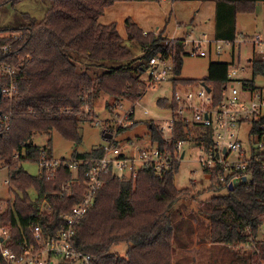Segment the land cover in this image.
Returning a JSON list of instances; mask_svg holds the SVG:
<instances>
[{
	"label": "trees",
	"instance_id": "16d2710c",
	"mask_svg": "<svg viewBox=\"0 0 264 264\" xmlns=\"http://www.w3.org/2000/svg\"><path fill=\"white\" fill-rule=\"evenodd\" d=\"M21 1L0 0V9ZM43 1H48L50 6L42 19L29 18L17 28L0 27V65L13 66L16 70L12 78L0 75V120L10 116L3 128L0 122V164L8 171V189L14 195L13 201H1L6 207L0 213V228L10 233L3 244L18 254L21 253L19 241L33 242L31 227L39 225L46 238L55 237L63 230L65 224L60 216L79 204L85 192L84 170H79L82 184L77 185L72 182L73 174L63 165V160L50 177L45 172L33 176L23 170L22 163H40L51 158V140L45 147L35 145L32 138L36 132L56 131L66 141L78 145L82 141L79 125L87 122L78 117L83 107L88 105L92 110L93 100L101 94L115 104L139 101L150 81L153 58L172 64L173 90L204 82L213 93L214 104L223 100L231 66L210 62L208 74L200 82L180 78L182 59L188 56L189 50L185 40L189 39L146 33L128 18L124 22L127 42L141 53L135 57L115 23L99 22L105 10L117 0ZM195 1L215 3L214 40L233 42L239 36L236 33L238 14L253 13L256 2L264 0ZM3 47L8 50L3 51ZM231 48L236 49L235 45ZM249 65L252 78L242 82L244 88H253L257 78L264 76V60L252 59ZM11 79L16 91L12 99H6L1 90ZM169 103L161 100L159 107L167 109ZM135 123L119 128L117 134ZM252 124L251 132L260 135L264 116ZM146 125L151 141L170 153H174L177 141L205 148L213 143L210 128L199 130L176 122L168 145L152 121ZM101 156L99 147L90 152L72 153V158ZM178 167L176 162L159 175L152 168L142 169L133 180L105 176L103 185L95 193L93 206L76 227L75 248L93 257L94 264H173L174 220L178 223L182 220L176 207L182 201L195 200L196 196L193 188L176 189L174 176ZM204 171L210 176V190L224 189L226 194L211 197L204 214L200 210L197 213L199 224L197 220L195 223L201 239L215 246H229L232 264H259L264 259V240H259V231L264 225V170L259 165L251 167L250 180L236 184L232 190L219 184L218 171ZM69 184L70 192L63 193V185ZM30 190L36 194L34 199ZM43 199L50 206L49 212L41 210ZM249 243L254 244L255 250L238 248ZM119 244L127 246L126 258L115 255L114 249Z\"/></svg>",
	"mask_w": 264,
	"mask_h": 264
},
{
	"label": "built area",
	"instance_id": "2783aa9c",
	"mask_svg": "<svg viewBox=\"0 0 264 264\" xmlns=\"http://www.w3.org/2000/svg\"><path fill=\"white\" fill-rule=\"evenodd\" d=\"M238 35L234 43L217 40H185V44L189 45L187 54L191 58H205L209 51L204 49L203 43L214 44V53L217 56L221 55L225 49L232 50V45L236 48L251 46V48L262 49L259 54L264 60V28L254 36ZM2 50L7 51L8 49L3 47ZM150 64L152 66L150 85L172 79L170 62L153 58ZM245 71L246 67L238 60L231 62L227 75L228 84L223 100L219 104H214L211 89L208 92V87L201 83L193 87L187 86L173 90L171 101L167 105L171 118L158 128L168 145L171 143L176 122L189 124L190 127L199 130L210 128L213 143L207 148L196 146L200 152L198 162L203 170L218 171L219 184L227 188L229 184L235 187L236 184L248 182L253 166L259 165L264 170V125L260 126L263 130L260 135H254L251 132L252 122L264 116V76L257 78L262 81L260 85L255 84L253 88H244L242 82L250 81L252 78V72L250 78H240V74ZM15 72L13 66L0 65L2 76L12 78ZM1 91L4 98H13L16 87L12 79ZM83 99L87 104V95ZM138 105L139 103L136 102L124 109V102L117 104L112 119L107 124L109 128H115V132L110 133L112 138L107 140L106 145L99 147L102 151L101 157L63 160V165L73 174L72 182L77 185L82 184L78 176L79 170H84L86 178L85 192L79 204L60 216L65 224L64 229L55 237L46 238L39 225L31 227L33 242L19 241L17 245L21 247V253L18 254L3 244L6 239L10 238V233L1 227L0 264H61L62 261L66 264H94L93 257L75 248L73 238L76 227L87 210L93 206L95 193L103 185L104 177L112 175L119 179L133 180L140 170L148 168L154 169L159 175L168 170L172 164L180 163L185 152L184 148L187 143L183 141H177L174 144V153L168 152L166 148L159 149L157 143H153L151 139L147 145L128 141L125 147H121L115 139L117 131L119 128H126L132 124L135 108ZM146 113L147 111L144 114ZM78 117L95 125L100 124L95 111L91 110L88 105L83 107ZM9 119L10 116L1 118L2 128L7 125ZM244 124L249 125L246 146L242 143ZM61 161L49 158L38 163L39 174L45 172L48 177L52 176L55 167L59 166ZM243 177H245L244 181ZM5 184L8 185V181H5ZM62 190L63 193H69L70 184L63 185ZM5 207L0 201V213L5 210ZM41 210L45 212L50 210L45 199L41 202ZM238 248L246 251L255 250L253 243L239 245ZM259 264H264V259H260Z\"/></svg>",
	"mask_w": 264,
	"mask_h": 264
},
{
	"label": "rangeland",
	"instance_id": "374dc122",
	"mask_svg": "<svg viewBox=\"0 0 264 264\" xmlns=\"http://www.w3.org/2000/svg\"><path fill=\"white\" fill-rule=\"evenodd\" d=\"M155 3L156 2L154 1L150 4L156 5ZM165 3L170 6L171 0H164V4ZM184 5L187 4L185 2L176 3L175 5L173 4L175 9L178 7L181 9V7ZM49 6L50 3L43 0H23L14 6L6 5L0 9V27L17 28L25 25L29 18L40 20L44 17L45 11L49 8ZM258 8L259 7H257V9L255 10L256 12H254V14L252 15L239 14L237 16V34L239 33L248 36H254L264 28V3L260 4V8ZM169 13L170 9L167 10L166 16H168ZM175 13L176 12H174V15H176ZM107 17H109V15H107ZM177 17L179 19L178 22L180 27L177 25L178 34L174 35L173 39L187 38L193 28L198 30L197 25L191 27V18L186 15V12L178 13ZM103 20L108 19L103 18ZM173 21L174 20L171 19L169 33H171L173 28L175 27V23ZM124 22L118 23L113 20V23L116 24L118 32L120 30L119 35L123 38L126 46L131 51H133L135 57H138L141 54L140 50L136 46L127 42V34ZM111 23L112 21L109 24ZM146 33H153V31ZM155 33L158 34L159 32ZM172 36L173 35L171 34L170 37ZM214 47V44L204 45V49L209 51L205 58H191L189 56L183 57L182 68L179 77L200 82L202 79L206 78L208 74V65L210 62H224L231 64L232 60L229 59L228 55H226L227 53H229L230 48L225 49V51L221 55L217 56L214 53ZM244 49L243 47H238L235 49V52H237V55H239L240 50L241 63L247 65V71H251L249 63L253 58H256L257 56H253V47L251 48V46H247V48ZM260 50L262 49H256L255 51L261 52ZM249 58H251V60L247 62ZM249 73H247L246 76H249ZM261 82V80L257 79V82L255 84L260 85ZM147 88L139 101H124V109H127L128 107H130V105L135 104L136 102L139 103V105L135 108L133 118V122H136L135 125L132 128L122 132L121 134L118 133L117 136H115L117 143L120 144L121 147H125L128 141L147 145L150 142V135L149 128L146 125V122L152 121L154 125L159 128L164 122H168L171 118V114L167 109L159 107V102L161 100L171 101L173 93L171 81L156 83L151 87L148 83ZM106 103L110 104L109 107H107ZM116 107L117 104H115V102L108 96L104 94L97 96L93 100L92 109L95 111V115L100 121V124L95 125L94 123L90 122H81L79 125V132L82 137V141L78 145L66 141L56 131H51L49 133L36 132L33 135L32 141L39 147H45L47 141L51 140L52 160L70 161L72 159V153L74 151L78 153H85L90 152L91 150L100 146L106 145L107 140L104 139L103 132H107L109 134L115 132V128H109L107 124L108 121L112 119V115ZM145 111H147L146 114H144ZM248 129L249 125L244 124L242 143H244L245 146L247 144V132L249 131ZM238 134L240 136V133ZM184 149L185 152L182 155L183 158L180 161L177 173L174 176V185L177 190H192V188L194 189L196 195L194 197L195 200L190 199L191 201H193V203L190 204L188 202L189 204L185 205L191 207L194 210L195 215L190 214L188 216H183L182 220L179 223L174 220L176 235L173 244V264H232L231 262H229L230 255L232 253L230 251L231 249H229L228 246L220 245L205 247V244H203L204 240L201 239V234L199 235L200 230L198 229L199 232H196L194 226V220H197L199 224L197 218V213L199 212V210L201 211V214H204L203 210L207 206V204H209V199L213 196L225 195L226 190L222 189L217 192L210 190V176L203 170L198 162L200 152H198L199 149L196 147V145H186ZM22 168L24 171L33 176H37L40 171V166L38 165V163L25 162L22 163ZM8 180V171L3 165L0 164V201H5L7 199L13 201L14 199V195L9 192V187L7 184H5V181ZM29 193L32 199L36 197V194L33 190H30ZM184 210L185 209L182 208V211ZM259 240H264V225L259 231ZM126 250L127 246L125 244H119L114 249V253L119 258H126Z\"/></svg>",
	"mask_w": 264,
	"mask_h": 264
},
{
	"label": "crops",
	"instance_id": "0c3cea01",
	"mask_svg": "<svg viewBox=\"0 0 264 264\" xmlns=\"http://www.w3.org/2000/svg\"><path fill=\"white\" fill-rule=\"evenodd\" d=\"M182 2H185L187 5L182 6L181 9L179 7L176 9L174 8L173 4L175 5L176 3H182ZM150 3L152 2H146V1L136 2L132 0H117L112 6L108 7L105 10V13L103 15L104 17L102 16L104 19H108V20H103V18H100L99 22L104 25H108L111 21L113 23V20L118 23H121V22H124V20L129 17L144 32H152V31L153 33L159 32V33H162L163 36L173 39L174 35L178 34V26L180 27L179 22H178L179 19L177 15L180 12H186V15L189 16V18H191L190 19L191 27L197 25V29H198L196 30L195 28H193L191 30V33L187 36V39L189 40H208V41H212L215 39L214 33H215L216 5L214 2L212 1L201 2V1H195V0L194 1H179V2L171 1L170 6H168L167 3L164 4V0L160 2H156L155 3L156 5L150 4ZM263 3L264 1L256 2L255 10L257 9V7L260 8V4H263ZM169 9H170V13L168 14V16H166V12ZM174 12H176L175 13L176 15H174ZM254 12L251 13L250 15L254 14ZM107 15H109V17H107ZM171 19L174 20L173 22L175 23V27L173 28L172 32L169 33L170 31L169 26L171 25ZM236 24H237V17H236ZM171 34L173 35L172 37H170ZM183 39H186V38H183ZM205 44L206 43H203V45ZM244 48H247V47H243V49ZM244 50H247V49H244ZM255 50L256 49L254 48L253 56H257V57L253 59H261L259 52ZM226 55H228L229 59H231L232 61L238 60L241 63L240 50H239V55H237V52H235V50H229V53H227ZM251 58H249L247 62H249ZM244 66L246 67V71L240 74V78H244V79L250 78L251 71L249 70L250 71L249 73V71H247L248 70L247 65H244ZM247 73H249V76H246ZM185 202L186 203L182 201L181 203L178 204V206L180 207H176V209L178 210L179 216H181L182 218L183 216H188L190 214H193L194 212V210L191 207H189L188 205H185L189 203L192 204L193 201L188 200ZM182 208L185 210L182 211ZM194 226L197 232L198 225L195 223V220H194ZM204 244H205V247L215 246L209 242H206Z\"/></svg>",
	"mask_w": 264,
	"mask_h": 264
},
{
	"label": "water",
	"instance_id": "95a60500",
	"mask_svg": "<svg viewBox=\"0 0 264 264\" xmlns=\"http://www.w3.org/2000/svg\"><path fill=\"white\" fill-rule=\"evenodd\" d=\"M201 84H202L203 86H205L204 82H202ZM207 91L209 92L210 89L207 88ZM0 98H1V95H0ZM111 137H112L111 134H109V133H104V139H105V140H110ZM242 180L244 181V180H245V177H243ZM228 187H229V190H232V189H233L232 184H229Z\"/></svg>",
	"mask_w": 264,
	"mask_h": 264
}]
</instances>
